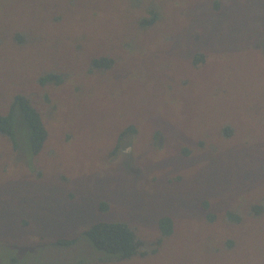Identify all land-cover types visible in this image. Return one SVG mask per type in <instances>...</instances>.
<instances>
[{"label":"rangeland","instance_id":"1","mask_svg":"<svg viewBox=\"0 0 264 264\" xmlns=\"http://www.w3.org/2000/svg\"><path fill=\"white\" fill-rule=\"evenodd\" d=\"M142 1L0 0V112L48 133L33 170L0 137V264H264V0ZM116 221L146 255L53 245Z\"/></svg>","mask_w":264,"mask_h":264},{"label":"trees","instance_id":"2","mask_svg":"<svg viewBox=\"0 0 264 264\" xmlns=\"http://www.w3.org/2000/svg\"><path fill=\"white\" fill-rule=\"evenodd\" d=\"M139 1L143 2L142 0ZM255 18L260 19V16L256 15ZM159 19L160 13L158 9L151 5L149 8L147 7L145 16H141L138 20L137 29H139V32H148ZM16 38L20 40L21 36L18 34ZM201 58L198 57L197 59L201 60ZM112 65V59L103 57L93 59L90 64L96 70H107ZM62 81L63 76L48 73L40 76L37 83L40 86H45L46 84L58 85ZM129 132H134V127L130 126L124 129L119 135V140ZM226 134L227 137L230 135L228 131H226ZM0 137L5 138L9 142L13 151L17 150L16 152L21 154L30 170L34 169L35 165H29L28 162L30 163L32 158H36L41 152L48 138V133L40 113L33 106L31 99L27 95H13L7 104L6 112H0ZM25 139L28 141V151H25ZM99 208L105 210V203L99 204ZM262 210L263 208H258L256 215L259 216ZM227 215L231 216L230 214ZM159 226L160 237L157 240V244H161L163 238L172 233V223L169 218H162L159 221ZM81 237L87 238L93 248L104 253V258L106 259L103 258V260L105 261H123L138 255L144 256L147 254V251L144 252V243L137 237L134 230L128 224L118 221L97 222L78 237L71 240L60 239L54 242L53 245L55 247L68 248L76 244Z\"/></svg>","mask_w":264,"mask_h":264}]
</instances>
